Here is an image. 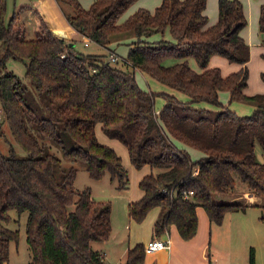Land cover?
<instances>
[{
	"label": "trees",
	"instance_id": "16d2710c",
	"mask_svg": "<svg viewBox=\"0 0 264 264\" xmlns=\"http://www.w3.org/2000/svg\"><path fill=\"white\" fill-rule=\"evenodd\" d=\"M56 1L71 9L68 22L94 44L108 48L136 40L129 43L127 58L112 65L105 56L77 51L37 12L39 28L30 39L26 28L13 27L18 16L6 23L7 0H0L1 122L25 152L23 157L13 150L4 155L0 149V264L9 261L10 243L19 241V232L8 227L12 211L28 213L29 264H104L92 244L110 239L112 205L96 201L90 188L77 190L78 170L65 168L62 160L81 163L93 180L108 174L119 190H128V171L116 151L99 142L98 124L127 148L136 169L150 168L139 183L143 196L129 204L128 212L131 220L142 223L152 209L160 208L157 237L174 225L183 239H192L198 207L217 225L229 212L246 211L249 205L236 191V176L261 198L264 209V163L257 156L260 150L264 157V95L245 93L251 52L241 36L247 26L242 2L218 0V21L210 24L207 0H163L154 12L139 9L123 22L137 0H95L89 10L78 0ZM259 25L263 32L264 2ZM166 31L174 43L163 39ZM156 34L162 39L149 42ZM213 56L241 69L224 77L219 68L210 67ZM9 59L25 64L28 84L7 70ZM168 59L179 62L166 66ZM136 71L186 95L189 102L145 91ZM224 91L231 101L252 103V115L239 116L223 106L219 93ZM159 95L165 105L157 113ZM200 103L219 111L197 107ZM176 142L204 157L193 162ZM145 257L144 245H136L125 264H144ZM249 264H255L253 249Z\"/></svg>",
	"mask_w": 264,
	"mask_h": 264
},
{
	"label": "rangeland",
	"instance_id": "374dc122",
	"mask_svg": "<svg viewBox=\"0 0 264 264\" xmlns=\"http://www.w3.org/2000/svg\"><path fill=\"white\" fill-rule=\"evenodd\" d=\"M78 1L85 10H89L95 2V0ZM242 1H244V3H242L244 5V14L247 20V26L243 31V38L246 44L250 47L251 51V59L248 64L249 81L245 93L248 96H254L257 94L264 95V31H261L259 25L260 8L257 0ZM162 2L163 0H137L123 16V19L128 17L130 14H134V12H137L139 9H145L150 12H154L162 4ZM31 9H36L41 12L50 26L49 28L51 31L60 38L64 39L68 44H74L77 51L86 55L105 56V59L109 61L111 57L109 55V50L111 49L122 58H127L129 47L126 43L120 45L114 44V46L112 45L110 48H104L94 43H90L88 46H86L85 44L87 39L76 29H74L67 20V15L71 13V9L67 6H60L56 0H7L6 23H10V20L13 16H18V19L13 27L15 28L22 26L26 28L29 38H34L37 30V24L30 11ZM205 13L209 18L210 24L216 23L218 21V0H207V8ZM173 60L174 59H168L166 62L170 63ZM190 63L193 65V69L198 72L195 60L190 59ZM111 64L116 65L114 63ZM213 64H215V67L221 70L224 77H227L240 70L239 64L230 62L221 56H215L210 66L213 67ZM118 65L119 67L122 66L121 63ZM6 66L8 71L15 73L26 84L29 83V79L26 77V67L22 61L9 59L6 63ZM135 76L136 80L138 81L137 83L145 91L155 94H160L165 91V86L156 79L150 76L145 77L141 74V72L138 71L135 72ZM223 94L221 95V102L224 105L229 106L239 116H250L254 112V105L252 103L245 101L231 102L230 97L228 95L223 97ZM164 101L165 100L161 95L156 97L155 109L157 111L160 112L163 109L165 105ZM0 116H3L1 101ZM1 121L2 120H0V127L3 133L0 134V149L2 153L4 155H9L13 150L18 156H25V152L22 150V148L13 141L10 135L8 124L5 122L2 123ZM101 127V124L96 126V134H98L100 137L99 142L111 148L113 147L109 144H117L118 150L114 148L113 149L122 158L124 166L128 171L130 180L128 190H119L117 188L118 183L116 181L112 182L108 174L102 180H93L90 178L88 172L81 163L70 159H64L62 156L61 158L65 168H77L78 173L74 183V186L77 190L90 188L92 191V196L96 201L110 203L112 205V239H110L108 243L99 242L92 244V247L95 250L107 252L108 258H106V264H110L112 262L111 259L120 253V250H118L116 247L118 242L120 240H127L129 234L131 233L130 226H132V223L129 217L128 206L141 195L139 181L145 175L144 173L146 170L136 169L131 163L127 148L119 140L108 137ZM189 155L193 162L199 160V157L196 153H189ZM258 155L264 160L262 153L259 152ZM235 178L237 183L236 191L241 193L248 191L247 185L238 176ZM10 214L12 220L8 227L11 230L19 232V241L18 243L14 241L10 243L9 261L4 264H29L31 261V254L26 240V222L28 219V213L24 212L19 215L16 211H12ZM206 215L209 218L207 212ZM262 215V212L259 211L257 216L256 213L250 212L242 216L245 218H261ZM225 218L229 217L226 216ZM135 224L141 223L136 222ZM225 241L226 240L222 236H214L213 239L210 238L208 242L207 253L209 255L214 254V259L211 257L212 262L208 261V264H231L229 258L227 257L228 253L226 252L227 246ZM239 254L240 252L238 250L237 256H239ZM260 254V264H264V249L260 250ZM125 257L122 260H125ZM241 261L242 260L240 259L235 262V264H242Z\"/></svg>",
	"mask_w": 264,
	"mask_h": 264
},
{
	"label": "crops",
	"instance_id": "0c3cea01",
	"mask_svg": "<svg viewBox=\"0 0 264 264\" xmlns=\"http://www.w3.org/2000/svg\"><path fill=\"white\" fill-rule=\"evenodd\" d=\"M241 2L244 3V1H242V0H241ZM257 2L259 4V8H260L262 3L264 2V0H257ZM243 9H244V5H243ZM30 11L32 13V16L36 20L37 30L39 28V21H38L36 15L34 14L35 12H37V15H39V17H41L47 23L46 19L41 14V12H39L36 9L35 10L31 9ZM245 13H246V11H245ZM131 15L132 14H130L125 19H123V17H122L121 22L127 20V18H129ZM259 16H260V9H259ZM47 25H48V23H47ZM243 31H244V29L241 31L242 38L244 37ZM86 39H87L88 44L87 45L85 44V45L88 46L92 42L88 38H86ZM161 39H162V36L160 34H156L153 37H151L150 39H148V41L149 42H158ZM163 39L166 41H170L172 43L175 42L173 36L171 35V33L169 31L165 32ZM132 40L134 41L136 39L134 38L131 40H126V41L120 42V43L115 42V43H112L108 48L112 47V45L114 46V44L120 45V44L126 43L129 47V50H130L131 47L129 46V43ZM109 52L111 53V56L112 55L117 56V58H119L118 61L124 60V58L119 56L115 51H112L110 49ZM214 58H215V56L212 57L211 62L213 61ZM250 59H251V56H250ZM166 61L164 63L166 66H172V65L176 64L177 62H179V60H175V59L170 63H167ZM211 62H210V65H211ZM188 63H189V66L193 69L194 67H193V65H191L190 59H188ZM196 65L198 68V72H201L200 67L197 64V62H196ZM214 67H215V64H213L212 68H214ZM240 69H241V65H240ZM138 72H141V71H138ZM141 74L144 75L145 77H148V75L143 73V72H141ZM164 86H165V88H164L165 91L162 93L174 94L179 100H181L183 102H189V98L186 95H184L182 93L175 92V91L171 90L169 87H167L166 85H164ZM222 94H223V97H226L227 95L230 97L229 92H226V91L220 92L219 93V100L221 99ZM220 102H221V100H220ZM223 106H227V105L223 104ZM197 107L207 109V110H211V111H215V112L219 111V108H216V107L209 105L207 103H200L197 105ZM227 107H229V106H227ZM234 109L237 110L236 108H234ZM254 110H255V107H254ZM157 113H159V111H157ZM101 129H102V127H101ZM96 135H97L98 140H100V137L98 136V134H96ZM176 144L179 148L185 149L188 153H196L198 155L199 159L204 157V154L197 149L186 146L185 144H183L181 142H176ZM109 145L112 146L114 149L118 150L117 144L116 145L109 144ZM259 152L261 153V151L260 150L257 151L258 159L260 162L264 163V160L262 159V157L258 155ZM142 169L146 170V172L144 173L145 174L144 176H146L150 173V168L148 166H145ZM141 179H140V181H141ZM140 181H139V183H140ZM236 188H237V183H236ZM237 193L240 194L241 198L244 199L246 201V203L249 205V207L246 209V211L229 212V213H227L228 215L226 214V216L229 218H224L222 224L217 225V224L210 221V219L206 215V212L203 210L204 208L198 207L197 208V215H198L197 234L192 239H189V240L183 239L181 237V235L179 234L178 229L174 225L168 229V232H166V234H164L160 237H157L155 235L154 226H155V223L158 220V217L160 215V208L152 209L148 213L146 219L141 224H135L136 222L130 219L131 223H132V226H130L131 233L129 234V237L127 240H120L118 242L116 247L118 250H120V253H118L117 255L114 256V258L111 259L113 263L111 262L110 264H122V262H123V264H125L126 260H127L128 251L130 249L134 248L136 245H139V244H142L145 246L149 241L156 239V238L161 239V240H165L167 238V233L169 234V237L171 240L170 249L159 250L155 253L146 255L144 264H208V261L212 262V258L214 257V254L209 255L207 253L208 242H209L210 238L213 239L214 236L215 237L222 236L226 240L225 241L226 246H227L226 252L228 253L227 257L229 258L231 264H235V262H237L240 259L242 260L241 261L242 264H249V254H250L251 249H253L254 253H255V264H260L261 263V258L259 256V255H261L260 250L264 249V220L262 218L264 215V209L259 205L262 200H261V198L255 196L253 193H251L249 191V189L246 192H243V193L237 192ZM142 196H143V192L141 191V195L137 199H135L134 202L140 200L142 198ZM259 211H261L263 214L261 218H245L244 216H242L244 214H248L249 212L250 213H256V216H257V213ZM112 214H113V209H112ZM112 214H111V219H112ZM258 216H259V214H258ZM112 237H113V228H112V233H111L110 239H112ZM110 239L107 242H102V243H108L110 241ZM238 250L240 252L239 256H237ZM96 251H98V250H96ZM99 252L101 254L105 255L104 264H106V258H108L107 252H103L100 250H99ZM124 257L126 259L122 260Z\"/></svg>",
	"mask_w": 264,
	"mask_h": 264
},
{
	"label": "built area",
	"instance_id": "2783aa9c",
	"mask_svg": "<svg viewBox=\"0 0 264 264\" xmlns=\"http://www.w3.org/2000/svg\"><path fill=\"white\" fill-rule=\"evenodd\" d=\"M87 44L88 43L86 42V45ZM118 59L119 58H117V56H115V55H112L110 57V61L112 63L117 62ZM1 119H2V117L0 116V120ZM186 195L192 196L193 192L186 193ZM144 247H145V254L146 255L155 253V252H157L159 250L170 249L171 240H170L169 234L167 233V238L165 240H161V239L156 238V239H153V240L149 241ZM101 255H102L103 258H105L104 254H101Z\"/></svg>",
	"mask_w": 264,
	"mask_h": 264
},
{
	"label": "water",
	"instance_id": "95a60500",
	"mask_svg": "<svg viewBox=\"0 0 264 264\" xmlns=\"http://www.w3.org/2000/svg\"><path fill=\"white\" fill-rule=\"evenodd\" d=\"M4 44H6V42ZM71 46H74V44H71Z\"/></svg>",
	"mask_w": 264,
	"mask_h": 264
}]
</instances>
